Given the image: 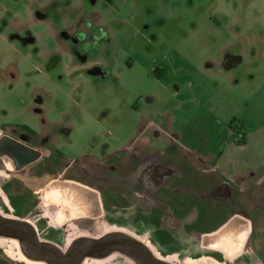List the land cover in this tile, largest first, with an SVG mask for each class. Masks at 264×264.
Listing matches in <instances>:
<instances>
[{"label": "flooded vegetation", "instance_id": "1", "mask_svg": "<svg viewBox=\"0 0 264 264\" xmlns=\"http://www.w3.org/2000/svg\"><path fill=\"white\" fill-rule=\"evenodd\" d=\"M97 3L33 0L24 8L28 21L3 8L0 34L39 55L48 72L118 83L112 70L116 63L93 57L101 49L109 53L112 43L108 29L97 22L103 18L90 13L91 5ZM50 5L58 12L53 18L45 11ZM49 20L52 48L40 55L34 27L37 22ZM150 29L149 24L139 29L140 39L134 47L144 54L153 53L155 48L162 54L156 63L152 59L149 70L161 82L166 72V44ZM221 51L216 64L222 68H233L245 60L242 47L235 41H224ZM7 70L8 76L16 78L15 64ZM6 74L0 71V78H6ZM175 88L180 91L178 86ZM142 93L138 100L147 105L154 104L156 98L160 100L159 95ZM41 101L37 98L33 108L43 114L37 105ZM138 104L133 107L137 109ZM159 114L163 115L161 111ZM146 115L136 121L125 149H107L106 142L99 152L86 151V158L76 159L58 154L57 126L40 125L34 131L12 123L0 127V217L32 223L30 217L36 215L42 202L54 204L55 213V217L48 213L38 217L52 219V228L45 234L42 232L46 227L40 230L32 223L36 233H30V240L25 234L22 239L0 235L6 240L0 241V264H48L30 258L33 253L29 243L35 248L54 244L69 251L82 242L86 243V256L77 264H264V191L257 194L247 184L250 175L256 178V173L243 174L246 176L239 183L230 176L224 177L227 181L213 183L211 174L225 175L227 168L209 159L221 157L224 152L197 153L196 167L190 169L193 151L182 148L174 134L167 139L169 133L155 129L156 120ZM244 127L241 122L234 141L238 147L249 142ZM156 140H162L163 146H155ZM95 147L93 144L91 148ZM190 170L195 171L194 177ZM259 175L260 181L264 180V175ZM44 176L49 182L43 184ZM78 188L84 200L70 195L69 190L78 196ZM76 203L86 205V211L66 217L60 213L61 208ZM26 205L32 207L28 212ZM210 224L212 229L208 230Z\"/></svg>", "mask_w": 264, "mask_h": 264}, {"label": "rangeland", "instance_id": "2", "mask_svg": "<svg viewBox=\"0 0 264 264\" xmlns=\"http://www.w3.org/2000/svg\"><path fill=\"white\" fill-rule=\"evenodd\" d=\"M32 1L0 0V11L9 8L28 21L24 8ZM53 7L45 10L51 18L58 13ZM90 9L92 16L96 12L103 18L97 22L105 25L112 42L109 53L101 49L93 57L115 62L112 70L119 82L48 72L39 55L0 34V71L6 74L11 64L18 71L16 78L7 74L0 78L1 125H25L28 131L40 125L57 126L58 154L76 159L86 158V151L99 152L106 142L107 149L124 148L136 121L147 113L156 120L155 129L167 131V139L174 134L182 148L195 153L213 150L218 155L223 151L225 156H235L238 165L264 172V0H98ZM50 24V20L40 21L34 27L40 55L52 48ZM146 24L166 44L161 82L149 70L152 59L156 63L162 54L156 48L144 54L134 47L139 29ZM226 40L235 41L245 54V60L230 69L216 64ZM140 93L159 95L160 100L147 105L138 100ZM37 98L42 99L37 105L43 114L33 108ZM239 121L244 122L250 143L238 147L234 141L241 129ZM155 146H163V141L156 140ZM47 182L44 176L42 183ZM77 190L78 196L69 190L70 195L84 200ZM41 204L30 220L40 230L46 227L45 234L52 228V219L38 217L42 213L55 217L54 204ZM24 207L25 212L32 208Z\"/></svg>", "mask_w": 264, "mask_h": 264}, {"label": "water", "instance_id": "3", "mask_svg": "<svg viewBox=\"0 0 264 264\" xmlns=\"http://www.w3.org/2000/svg\"><path fill=\"white\" fill-rule=\"evenodd\" d=\"M28 232V233H27ZM30 233H36L34 225L28 221L2 218L0 217V235L6 237H20L22 234L30 240ZM33 255L30 256L33 260L45 261L48 264H77L86 256V243L74 245L68 251H63L54 244H46L41 247H36L35 244L29 243ZM34 247V248H33Z\"/></svg>", "mask_w": 264, "mask_h": 264}, {"label": "crops", "instance_id": "4", "mask_svg": "<svg viewBox=\"0 0 264 264\" xmlns=\"http://www.w3.org/2000/svg\"><path fill=\"white\" fill-rule=\"evenodd\" d=\"M1 126L2 125L0 124V127ZM249 143H250V141L247 144H249ZM201 152H202V150L200 151V153ZM208 152H210V151H208ZM196 154L197 153L193 152V155L190 156V164H189L190 169L196 167V165H195L196 164L195 163ZM214 157L211 156L209 160H211V162H214L216 160L217 163L224 165L227 168L226 169L227 172L225 173V175L217 174V173L213 172V174H211V176L213 175L212 176V182L213 183L225 180L224 176H225V178L227 176H230V177H232L234 182L239 183L242 180V176H246V175H243V174L247 173V175H248V172H255L256 173V178H252L251 175H250L247 184L250 185V188L252 190L256 189L255 191H257V194H261L262 193V191L259 188L260 187H264V180L260 181V175L259 174L264 175V172L263 173L262 172L259 173L258 171L252 170L251 167H245L243 165H238V161L235 159V156H232V155H231V157H229V156H225V154H223L221 157H219L217 155L214 156ZM223 159L226 160L225 163H222ZM190 171H191L190 172L191 176L194 177L196 175L195 171H193V170H190ZM256 179H258V181H256ZM225 181H227V179ZM263 191H264V189H263ZM85 208H86V205L85 206H81L80 204L76 203V205H74V206H69L67 208H61L62 211L60 213L63 214L64 217L70 216V215L74 216L78 212L86 211V210H84ZM207 229L208 230L212 229V225L211 224L208 225Z\"/></svg>", "mask_w": 264, "mask_h": 264}]
</instances>
